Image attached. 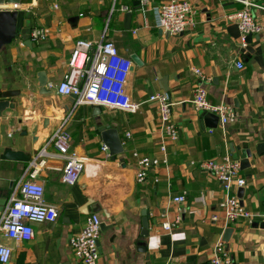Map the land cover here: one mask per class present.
I'll return each mask as SVG.
<instances>
[{
  "label": "crops",
  "instance_id": "1",
  "mask_svg": "<svg viewBox=\"0 0 264 264\" xmlns=\"http://www.w3.org/2000/svg\"><path fill=\"white\" fill-rule=\"evenodd\" d=\"M169 0H19L17 11L26 13L24 26L47 31V38L32 43L16 38L0 52L1 95L13 109L0 116V214L25 170L41 166L35 180L44 189L43 201L55 206V223L33 224V238L15 242L0 233V244L12 250L9 264H80L70 247L85 222L97 215L101 221L97 264H210L213 249L231 229L226 249L233 264H264V13L254 12L261 33L241 41L237 26L226 16L242 6L229 0H188L194 25L172 36L155 28L151 8ZM113 7V9H112ZM126 7L128 12H121ZM131 14L128 24L125 15ZM136 33L133 34V31ZM105 34L119 54L133 61L126 83L135 113L102 106L74 107L59 96L56 85L67 70L78 39L98 42ZM247 46L251 51H244ZM244 68L238 70L235 63ZM197 69L203 83L192 70ZM44 75L47 92L41 93ZM203 84L211 105L234 108L236 119L221 127L202 123L206 114L192 104L194 89ZM167 93L172 103L171 122L178 131L172 142L159 131L157 105L151 95ZM65 128L71 150L85 160L74 186L61 182L63 161L48 144ZM115 129L123 152L114 158L100 131ZM164 147V152L160 151ZM21 152L25 161L3 159L5 151ZM44 150L45 157H38ZM248 166L240 205L254 216L225 226L218 204L222 187L200 168L207 160L229 156ZM166 160L164 163L163 160ZM146 160L148 165L142 164ZM144 170L145 183L136 174ZM185 201L174 203L173 197ZM216 220H213V217ZM179 222L170 231L162 224Z\"/></svg>",
  "mask_w": 264,
  "mask_h": 264
},
{
  "label": "built area",
  "instance_id": "2",
  "mask_svg": "<svg viewBox=\"0 0 264 264\" xmlns=\"http://www.w3.org/2000/svg\"><path fill=\"white\" fill-rule=\"evenodd\" d=\"M142 5H147L148 0H139ZM238 3L242 8L226 16L228 22L237 26L244 42L248 35L261 33V26L254 18V12L264 13V0H229ZM17 4L0 2V10L15 11ZM113 9V7H112ZM121 12H128L126 7H120ZM155 28L169 35L176 36L194 25V10L188 0H169L166 3L151 8ZM136 30L133 31V34ZM47 38V31L41 28H30L29 41L38 43ZM133 66L132 59L119 54L116 46L105 40V34L98 42L78 39L73 45L67 63V70L55 87L59 96L74 97V107L102 106L111 110L127 113L137 112L139 105L134 102L126 91L127 78ZM235 68H244L241 61L235 63ZM192 72L199 76L201 72L193 69ZM206 89L203 84L198 85L193 92L192 104L203 113L213 114L218 117L221 127L233 123L236 119L235 110L230 105H211L206 99ZM148 102L157 105L159 131L169 141H176L178 131L171 122L172 103L167 93H157L148 98ZM71 135L68 130L61 127L48 144L56 150L57 157L63 161L61 169V182L66 186H74L85 168V160L71 150ZM102 151H107L102 146ZM164 152V147L160 146ZM47 154L42 150L38 157ZM165 163L166 160L164 159ZM45 162L38 165L34 163L25 170L16 184L4 210L0 214V233L15 242H28L33 238V224H53L58 219L59 213L55 206L44 203V189L35 178ZM142 164L148 165L144 160ZM200 168L210 173L222 187L223 196L218 207L223 213L225 226L244 220L251 224L254 216L243 208L235 191L245 186V179L240 176V163L229 156L220 161L207 160L200 164ZM147 179L144 170H140L135 180L138 184L145 183ZM174 203L185 201L184 195L171 199ZM216 220L214 216L212 218ZM179 222L176 218L173 223L162 224L164 231H170ZM101 234V221L97 215H92L84 224L81 232L70 240V247L80 264H97L99 260L98 241ZM12 250L9 246L0 244V264H9ZM210 264H233L223 241L218 240L210 259Z\"/></svg>",
  "mask_w": 264,
  "mask_h": 264
},
{
  "label": "water",
  "instance_id": "3",
  "mask_svg": "<svg viewBox=\"0 0 264 264\" xmlns=\"http://www.w3.org/2000/svg\"><path fill=\"white\" fill-rule=\"evenodd\" d=\"M7 3H19V0H5ZM0 2H3V0H0ZM131 18V14L127 13L125 15V23L128 24ZM28 19V16L26 13L19 12L17 10L15 11H9V10H0V52L3 47L10 45L16 38L20 37L23 40H28V35L30 32V29L24 26V21ZM25 33V34H24ZM169 34V33H167ZM246 44L248 45L251 41V35L246 36L245 38ZM244 51H251V48L247 46ZM132 61L137 62L136 57H131ZM39 85L41 88V93H46L47 90V82L44 78V75L40 74L39 76ZM19 94V91L17 90H10L1 95V101H0V116L6 109H13V105L9 103L7 100L8 98L15 97ZM71 99L74 101V97H71ZM208 120L211 121V126L208 125V127H216L217 123L219 122V119L217 116L213 114L206 113L202 117V123H206ZM101 140L103 144L107 147L109 154L111 157H115L118 154H121L123 152V147L121 143V139L118 135L117 130L111 129V128H105L100 131ZM250 157V153L246 152V158H243L240 160V169H244L248 166L247 158ZM3 159L5 160H11V161H25L28 160V157L25 156L21 152H12V151H5L3 154ZM242 192L243 190L240 188L238 190V196L239 198H242ZM232 230L227 229L224 232L223 235V241L228 242L229 237L231 235Z\"/></svg>",
  "mask_w": 264,
  "mask_h": 264
},
{
  "label": "rangeland",
  "instance_id": "4",
  "mask_svg": "<svg viewBox=\"0 0 264 264\" xmlns=\"http://www.w3.org/2000/svg\"><path fill=\"white\" fill-rule=\"evenodd\" d=\"M25 34V33H24ZM28 39H29V35H28Z\"/></svg>",
  "mask_w": 264,
  "mask_h": 264
}]
</instances>
